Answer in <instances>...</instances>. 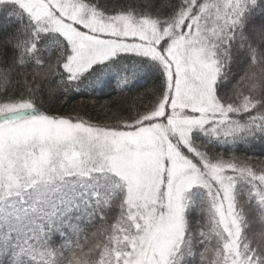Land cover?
<instances>
[{"label": "snow or ice", "instance_id": "obj_1", "mask_svg": "<svg viewBox=\"0 0 264 264\" xmlns=\"http://www.w3.org/2000/svg\"><path fill=\"white\" fill-rule=\"evenodd\" d=\"M0 89V264H264V0H0Z\"/></svg>", "mask_w": 264, "mask_h": 264}, {"label": "trees", "instance_id": "obj_2", "mask_svg": "<svg viewBox=\"0 0 264 264\" xmlns=\"http://www.w3.org/2000/svg\"><path fill=\"white\" fill-rule=\"evenodd\" d=\"M243 73L241 72V75ZM235 83V82H233ZM113 86H106L98 88L95 91L90 89H82L81 93L76 94L73 100L62 103L57 101L51 105H45L43 110L51 111L59 115H77L84 118H92L94 122L100 123H115V115H124L116 105L114 101L120 99L118 91L113 92ZM137 87H139L137 85ZM152 87L151 83L145 84L143 88L133 93H125L124 95L129 98H135L143 94L145 91ZM18 91V87L13 81V85L8 87L9 94ZM0 94H2V89H0ZM139 103V101H137ZM255 114V113H253ZM231 152H225V155H230ZM237 156H248L253 159V161L264 160V142L260 140H255L250 144H244L241 151H236ZM86 250V249H85ZM203 251V249H201ZM197 259H199L197 257Z\"/></svg>", "mask_w": 264, "mask_h": 264}]
</instances>
